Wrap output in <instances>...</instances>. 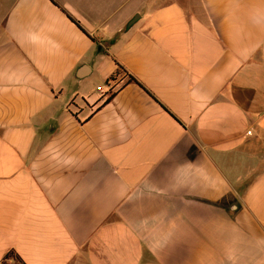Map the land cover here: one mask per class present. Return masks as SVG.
<instances>
[{
    "label": "crops",
    "instance_id": "1",
    "mask_svg": "<svg viewBox=\"0 0 264 264\" xmlns=\"http://www.w3.org/2000/svg\"><path fill=\"white\" fill-rule=\"evenodd\" d=\"M10 249L264 264V0H0Z\"/></svg>",
    "mask_w": 264,
    "mask_h": 264
},
{
    "label": "trees",
    "instance_id": "2",
    "mask_svg": "<svg viewBox=\"0 0 264 264\" xmlns=\"http://www.w3.org/2000/svg\"><path fill=\"white\" fill-rule=\"evenodd\" d=\"M76 23L79 25V23L77 21H76ZM121 70H122V67L119 66L118 72ZM131 79L134 80V78H132V77H131ZM110 98H111V96L109 97V99ZM0 264H27V263L14 249H10L5 253L4 258L0 262Z\"/></svg>",
    "mask_w": 264,
    "mask_h": 264
}]
</instances>
